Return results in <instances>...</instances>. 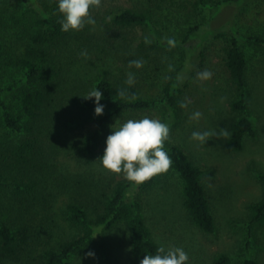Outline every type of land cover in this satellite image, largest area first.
Masks as SVG:
<instances>
[{
  "label": "trees",
  "instance_id": "trees-1",
  "mask_svg": "<svg viewBox=\"0 0 264 264\" xmlns=\"http://www.w3.org/2000/svg\"><path fill=\"white\" fill-rule=\"evenodd\" d=\"M161 1L165 7L159 8L160 15L151 7L121 8L104 15L97 29L86 23L80 31L64 32L61 31L57 0H0V35L5 36L11 29L14 41L20 46L19 53H14V58L6 62L14 71L7 76L0 73V130L6 140L0 151V166L6 167L0 169V206L4 196L15 202L33 201L39 196L41 182L52 186L51 180L55 176L59 179V169L54 163L49 164L47 177L44 171L30 174L39 158L45 160L44 163L50 160L40 147L44 139L35 132L37 125L44 126V120L53 122L56 119L62 127L70 130L95 124L93 130L83 133L74 145H70L66 154L73 155L76 160H85V166H91L100 162L97 159L104 152L100 145L114 120L125 113H157L161 121L170 126L165 147L173 161L170 168L180 184L183 211L205 235L217 233V221L206 187V170L196 164L178 139L175 140L179 129L176 115L181 98L190 88L192 66L201 45L189 47L187 44L194 39L200 40L204 32L212 31L205 28L210 24L204 16L205 10L212 11V20L213 11L243 0H197L191 4L189 13L181 10L185 7L181 0ZM261 14L264 16V12ZM161 24H164L163 29ZM115 27H142L145 34L137 49L132 46L136 37L116 32ZM229 28L230 33L219 35L227 44L223 65L234 95L229 102V111L234 119L229 125L230 135L225 140V148L229 152H240L245 138L256 135L249 107L251 94L246 81L248 59L241 42L264 48V38L243 35L235 25ZM159 31L165 33L163 37H159ZM146 35L151 41L148 44L144 41ZM170 37L177 42L174 47L167 44ZM84 42L85 48L96 53L101 62L107 56L125 63L136 59L145 61L157 51H168V57L173 59L165 67L166 76L159 82L151 73L144 77L140 75L143 67H147L146 61L139 69L133 65L132 70L140 71L135 81L141 83L128 85L125 82L121 89H127L128 96L134 95V98L117 95L118 91L109 78H98L90 87L100 88L101 101L107 104V110L100 116L91 109L67 115L65 111L61 113L60 108L80 99L82 66L57 67L55 55L57 52L70 54L74 48L84 47ZM4 54V39L0 37V63L5 62ZM203 54L200 51L198 55ZM257 179L261 184V195L248 206L246 227L249 239L259 228L264 232V173H258ZM156 181L155 176L137 186L124 177L112 180L104 191L98 192L93 216L80 202H64V219L75 229V234L51 247L44 242L39 251L35 250L29 228L0 216V264H71L74 256L89 248L96 254L94 264H120L105 240L107 231L112 228L126 231L129 247L127 264H140L145 254H154L159 246L143 215L147 191ZM64 185L68 189L73 186ZM211 264H234V261L229 254L221 252L212 258ZM241 264L258 263L246 255Z\"/></svg>",
  "mask_w": 264,
  "mask_h": 264
},
{
  "label": "rangeland",
  "instance_id": "rangeland-1",
  "mask_svg": "<svg viewBox=\"0 0 264 264\" xmlns=\"http://www.w3.org/2000/svg\"><path fill=\"white\" fill-rule=\"evenodd\" d=\"M195 1L197 0H181L182 6H185L181 10L189 13L192 11L191 4ZM141 6L151 7L160 15L159 8H164L165 3L161 0H102L100 7H93L90 11L96 20L94 26L97 29L104 15L121 8H141ZM263 9L264 0H243L241 3L224 5L220 10L213 11L212 20H210L212 11L206 9L204 16L210 24L205 28L207 31L209 28L212 31L204 32L200 40L194 39L187 44L189 47L201 45L198 47L192 66L190 88L181 98L185 106H180L176 115L179 129L175 140L178 139L196 164L206 170V187L217 221V233L213 236L205 235L191 223L181 206L180 184L171 168L156 176L157 181L147 191L148 196L143 203V215L154 240L159 246L163 244L166 247H182L189 255L187 264H211L212 258L221 252L229 254L234 264H241L246 255L255 259L258 264H264V232L259 228L255 231L254 237L249 239L246 227L248 206L261 195V184L257 174L264 173V48L250 42H241L248 59L246 81L251 94L249 107L256 131L255 137H246L240 152L226 150L227 137L215 135L206 142V145L191 138L194 130H214L217 133L223 127L229 130V125L234 119V115L229 111V102L234 95L223 65L224 47L227 44L219 35L230 33L229 27L235 25L243 35H258L264 38V16L261 14L264 12ZM160 28L163 29L164 24H161ZM115 30L136 37V42L132 44L136 49L145 34L142 27L130 29L115 27ZM159 33V37L165 34L160 31ZM0 37L4 39L5 47V62L0 63V73L7 76L14 69L6 62L14 58V53H19L20 46L14 41L11 29L7 30L5 36L1 34ZM143 51L146 53L145 50ZM200 51L204 52L202 56L198 55ZM52 54H55L54 51ZM172 59L168 57V51L154 52L145 60L147 67H143L140 75L144 77L151 73L155 81L159 82L166 76L165 67ZM55 60L57 67L82 66V76L79 81L82 89L80 99L76 103H68L60 108V112L65 111L67 115L87 109L94 112L95 98L85 99L83 96L91 89L90 84L98 78H109L115 89L119 91L126 82L128 72H134L135 76L140 72L132 70L133 66L129 63L116 61L111 56L105 57L104 62L98 61L96 53L85 48V42L84 47L74 48L70 54L57 52ZM204 69L213 73L211 79H198L197 73ZM135 83L139 85L141 82L135 81ZM100 102L104 105L103 112H105L108 108L107 104ZM197 110L202 113V117L193 119L192 113ZM145 115L162 119L157 113H125L114 120L112 125L123 123L127 119H139ZM43 122L44 126L37 125L35 132H38L40 139H44L40 147L50 160L44 163L45 160L38 157L39 161L36 162L35 169H30V174L44 171L43 174L47 177L48 166L54 163L59 169V179L57 180L55 176L51 180L54 183L52 186L41 182L39 196L33 201L15 202L4 196L0 206L2 218L7 217L16 221L17 225L29 228V234L32 235L37 251L44 242L51 247L75 234V229L64 219L62 208L64 202H80L93 216L98 192L104 191L107 183H111L112 180L124 177L122 173L114 174L103 169L100 162L85 166V160H76L73 155H66L70 145H74L83 133L93 130L95 124L70 130L62 127L60 121L56 119L53 122L48 120ZM111 130L110 127L105 134L100 145L101 149L105 148L106 137ZM5 142L0 130V151L6 145ZM4 168H6L4 165L0 166V169ZM64 183L73 186L68 189L64 187ZM105 240L120 264H127L129 247L126 231L112 228L107 231ZM89 251L94 252L90 248L79 252L71 259V264H94L96 254L94 252V256H88Z\"/></svg>",
  "mask_w": 264,
  "mask_h": 264
},
{
  "label": "clouds",
  "instance_id": "clouds-1",
  "mask_svg": "<svg viewBox=\"0 0 264 264\" xmlns=\"http://www.w3.org/2000/svg\"><path fill=\"white\" fill-rule=\"evenodd\" d=\"M101 4L102 0H57V10L61 14V31H78L84 27L85 21L94 25L96 20L90 10L93 7H100ZM144 41L146 44L151 42L147 35ZM176 43L174 38H167L170 47H174ZM143 63L144 61L140 59L129 61V65H134L137 69L141 68ZM212 75L213 73L208 69L197 73L198 79L201 80H209ZM126 83L128 85L135 83L134 72L127 73ZM117 95L134 98V95L128 96L127 89L119 90ZM83 97L95 98L94 114L96 116L103 114L104 105L100 102L103 96L99 87L91 88ZM184 106L185 104L181 102V107ZM201 117L202 113L198 110L192 113L193 119ZM111 129L106 137L103 155L97 159L103 169L114 174L122 173L126 180L139 186L158 174L167 172L172 166V158L165 147L170 135L168 123L145 115L139 119H127L123 123H115ZM215 135L227 137L230 132L226 127L220 128L219 133L214 130H194L191 138L206 145V142ZM87 255L94 256V252L89 251ZM188 260L189 255L182 247H166L161 244L154 254H145L140 264H187Z\"/></svg>",
  "mask_w": 264,
  "mask_h": 264
}]
</instances>
